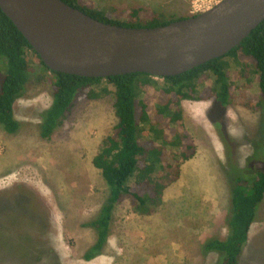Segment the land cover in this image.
<instances>
[{"label":"rangeland","instance_id":"1","mask_svg":"<svg viewBox=\"0 0 264 264\" xmlns=\"http://www.w3.org/2000/svg\"><path fill=\"white\" fill-rule=\"evenodd\" d=\"M80 1L115 19L125 18L128 8L143 6L164 15L167 21L195 16L222 0ZM226 62L232 64L228 73L233 74L238 90L225 111V122L219 104L212 107V101H183L185 127L197 146L196 156L182 166L180 179L165 191L153 215L137 213L129 199L118 204L107 246L91 261L84 256L97 236L84 225L97 217L108 196L107 184L93 158L117 124L115 96L80 102L53 137L44 140L40 125L42 114L53 104L54 77L42 73L43 80L29 83L14 106L20 130L8 134L0 126V192L19 194L26 189L31 194L29 200L17 197L7 205L9 219L20 209L27 218L10 220L20 231H12L9 240L0 235V264H36L41 263L37 258L43 257L41 264H217V255H202V246L209 239H225L229 233L227 170L238 167L237 159L245 167L250 154L252 161L247 165L251 167L253 155H260L264 147L262 111L251 106L260 102L257 68L249 64L251 69L239 78L242 66L232 57ZM109 89L114 92L112 86ZM217 120L221 134L215 127ZM247 174L252 175V171L247 170ZM33 202L45 218L34 211ZM240 264H264V202Z\"/></svg>","mask_w":264,"mask_h":264},{"label":"trees","instance_id":"2","mask_svg":"<svg viewBox=\"0 0 264 264\" xmlns=\"http://www.w3.org/2000/svg\"><path fill=\"white\" fill-rule=\"evenodd\" d=\"M63 1L99 21L125 27L154 28L185 19L165 21L164 15L143 6L128 8L125 18L115 19L108 12L81 4L80 0ZM229 57L242 66L237 72L239 78L246 69L249 70V64L257 68L260 102L251 106L262 111L260 129H263L264 139V21L225 57L184 74L157 78L138 73L98 79L50 71L0 8V126L6 133L16 134L20 130L14 106L29 83L45 78L42 73H50L54 77L53 104L42 114L40 125V134L44 140L53 137L80 102L86 99L98 100L111 94L115 96L117 124L113 134L102 141L99 152L93 158L94 167L101 171L107 184L108 196L97 217L84 225L92 228L97 236L95 244L84 256L86 261L100 256L107 246L113 212L118 204L129 199L137 213L153 215L161 206L165 191L180 179L182 166L196 156L197 146L185 127L183 101H212V107L219 104L224 111L221 120L225 122V111L234 101L238 90L232 79L233 74L228 73L232 65L226 62ZM37 74L42 77H36ZM109 86L114 88L113 93ZM208 117L212 118L209 111ZM219 121L215 127L221 134L217 125ZM251 155L247 156L245 167H241L237 159L238 167L227 168L231 189L227 238L209 239L202 246V255L215 253L217 264H240L259 208L264 202V147L259 157L253 155V162H256H252L249 167L247 161H252ZM247 170H251L252 175L247 174ZM21 191L19 194L0 192V213H3V219L0 218V235L4 241L9 240L12 231H20L19 225L15 228L10 220L20 222L27 218L23 209H20L9 219L10 214L6 210L7 205L16 202L17 197H30L26 189ZM32 206L35 212L45 218L37 211L35 202ZM6 220L10 223L6 224ZM3 253L7 255V252ZM44 258L37 260L42 263Z\"/></svg>","mask_w":264,"mask_h":264},{"label":"water","instance_id":"3","mask_svg":"<svg viewBox=\"0 0 264 264\" xmlns=\"http://www.w3.org/2000/svg\"><path fill=\"white\" fill-rule=\"evenodd\" d=\"M0 8L50 71L98 79L184 74L225 57L264 21V0H222L154 28L99 21L63 0H0Z\"/></svg>","mask_w":264,"mask_h":264},{"label":"built area","instance_id":"4","mask_svg":"<svg viewBox=\"0 0 264 264\" xmlns=\"http://www.w3.org/2000/svg\"><path fill=\"white\" fill-rule=\"evenodd\" d=\"M212 1H213V0H209V2H212ZM220 2H221V1H220ZM220 2H219V3H220ZM216 5H217V4H216ZM216 5H215V6H216ZM212 8H213V7H212Z\"/></svg>","mask_w":264,"mask_h":264}]
</instances>
